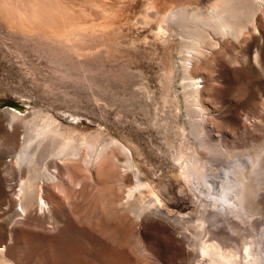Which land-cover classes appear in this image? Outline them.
<instances>
[{
	"label": "rangeland",
	"instance_id": "obj_1",
	"mask_svg": "<svg viewBox=\"0 0 264 264\" xmlns=\"http://www.w3.org/2000/svg\"><path fill=\"white\" fill-rule=\"evenodd\" d=\"M5 1L24 18L2 16ZM5 1L0 0V134L5 130L12 133V113L18 114L20 128L16 139L0 146L3 150L7 145L5 154L0 148V216H5L4 208L12 206L8 200L14 195L7 184L18 180L14 161L21 142L34 123L45 118L54 119L63 132L95 134L100 142H117L122 146L118 150L122 162L119 160V174L109 177V186L97 188L96 183L85 180L68 207L70 216L48 223L45 229L34 228L38 230L34 237L26 234V224L10 236L5 218L0 217V256L10 260L9 254L17 252L18 264H60L56 257L60 252L68 257L64 264H111V255L121 257L123 264H196L203 241L211 237L215 211L225 221L221 228L240 237V244L245 238L240 228L248 222L258 231L252 225L259 219H254L250 202L241 203L238 195L221 188L216 198L208 197L181 164V157L191 156V149L200 159L215 160L221 166L240 155H251L255 163L264 152V9L258 2L227 0L229 8L235 3L232 9L239 8L243 15L257 8L245 28L248 31L235 39L216 32V25L215 31L201 27L204 32L196 48L206 53L191 68L184 35L175 23H164V18L181 7L206 14L213 2L224 6L226 0ZM242 1L248 4L244 9ZM33 11L38 12V19L29 18ZM194 87H200L204 112L192 102ZM44 141L37 164L50 143L49 138ZM36 145L34 142L32 147ZM11 166L12 172L8 171ZM129 179L140 184L135 198L131 197L132 206L145 209L143 216L152 210L176 230L165 246L157 239L156 224L148 220L146 233L155 242L154 252L147 249L140 233L143 217L133 220L117 201L124 195L123 204L132 200L122 188ZM148 203L147 210L143 207ZM15 208L21 209L18 204ZM202 212L207 224L198 226ZM227 220L232 221L236 234L227 228ZM128 223L134 224L131 229ZM95 229L114 242L115 248L107 254L94 239ZM232 243L240 245L235 240Z\"/></svg>",
	"mask_w": 264,
	"mask_h": 264
},
{
	"label": "bare ground",
	"instance_id": "obj_2",
	"mask_svg": "<svg viewBox=\"0 0 264 264\" xmlns=\"http://www.w3.org/2000/svg\"><path fill=\"white\" fill-rule=\"evenodd\" d=\"M252 1H255L256 3L258 2L259 6H262L264 9V0H252ZM227 2L228 1L226 0L225 3ZM246 2H248V0H246ZM246 2L245 3H243V1L241 2L243 3L241 4V7L243 5L242 9H244V4H247ZM4 3L5 5L3 6L4 8H2L3 9L1 14L2 16L6 18L8 17L10 19H19V20L24 18L21 15V11L18 8L16 9V7H11V5L6 1ZM233 4L235 5V3ZM233 4L231 6L234 7ZM227 5L228 3L222 6L219 2L215 1L208 8V13L206 14L200 12L199 9L195 12H190L188 9L181 7V9H177L171 12L170 16L164 18L165 21L164 23L166 24L170 22L175 23L177 29L180 31L181 34L184 35L183 37H185L186 39L185 42L187 43L186 47H188V49L185 50V53L187 52L186 58L190 62V63L187 62L189 63L188 67L189 65H191V68H193L194 60L198 62L200 60V57L198 56L200 54L202 55L206 53V51H202L204 53H200L201 51L200 48H198L199 46L196 48L200 36L202 38L201 27H203L202 29L205 28L207 30L208 29L214 30L215 27L214 25H216L217 26L216 32L222 33L223 36L231 35L235 37V39H237L236 37L238 38L242 37L243 32H245L248 29L247 25L250 18L253 15H256L257 12L256 7H255L256 9L254 8L256 12H254V10L249 11L251 10V8L249 9L248 6L247 9L249 10H246L245 14L243 15L240 13V11L239 12L237 11L239 8L236 10V9H232L233 7L231 6H230L231 8H229ZM252 12H254V14ZM29 18L38 19L39 18L38 12L37 11L31 12V14H29ZM253 25H254V21H253ZM160 28L164 29L163 24H161ZM255 29L257 30L258 28ZM243 37H245V35ZM203 44L204 43H202L201 45L200 43L201 48L203 47ZM207 44L211 45L209 43ZM205 46L206 45H204V47ZM203 49L205 48H202V50ZM258 55L259 54H257V56ZM203 56L205 55H202V57ZM188 70L190 71L189 68ZM194 83H196V81ZM195 87L193 90L191 89L190 97L192 96L191 98L194 100L192 102H194L195 107L199 109L201 112H204V108L201 106L202 95L199 90L200 87L199 88L198 87L195 88ZM10 117L11 118L9 120L13 130L11 131L12 133H10L8 130H5L6 132L4 131V133L0 134L1 147H2L1 144H4L3 143L4 141L9 140L11 138L16 139V134L19 132L20 124L16 122L18 114L12 113ZM31 130L32 131L31 132L29 131L30 133L28 134V136L23 140V142H21L20 154L18 155L17 160L14 161V164L16 162V166H18V168L15 167L16 171L18 170V180L15 183L11 182L12 184L9 183L7 184L10 187L12 194L14 195V197L12 198L9 197L11 199L8 200L9 204L10 205L12 204L13 207L11 206V208H7L6 210L5 208L3 209L5 213L3 212L2 213L5 216L2 217L5 218V221H3V218L0 216L2 218V221L5 222V227L8 229L9 232H11L10 236H13L14 234L12 233L17 232L19 230V226H21L22 224H23L22 226H25L26 224L27 227L29 225L26 234L31 237L35 235L38 231V230L36 231L34 228L38 227L45 229V227L48 226V223L52 224L57 222L58 219H62L63 217L65 218L69 217L70 211L68 207L70 206L73 197H75L74 193L76 195V193L80 192L82 187L85 186L83 182L85 180H90L97 184V186L95 185L97 188L101 186L100 184L104 186L105 185L109 186L107 184L109 177L111 175L119 174L118 167L119 166L121 167V164L119 163L120 161L122 162V159L121 160L119 159L120 156L118 153L119 152L118 150L122 146H119L117 142L115 141L105 142V143L100 142V137H98L99 135H95V134L94 135L93 134L88 135L85 133L75 134L73 131L63 132L59 129V127L56 126L55 120L52 118H45L43 119L42 123H38V122L34 123ZM46 138H49L50 140L48 146L46 145V150H47V152L45 153L46 156L44 157V159L41 157L40 158L41 163L37 164L38 149L41 148L39 146L43 145V143L45 142L44 140H46ZM34 142H36L37 147H32ZM5 145H3V150H5L4 149ZM3 150L1 148V152ZM191 151H192L191 156H189L188 158L181 157L182 159L181 164L182 167L189 169L190 175L194 177L193 178L194 183L197 184L199 188H201L202 192L204 191L203 193H206L208 197L214 199L217 197V195H220V191H221L220 188L225 192L229 190V193L232 194L234 193L235 196L238 195L237 198L239 202L241 203L246 201L250 202L255 212L254 219L255 218L259 219L258 223H252V225L254 224L256 226L258 231L254 230L251 224H249V222L248 224H246L247 227L240 228L242 232V237L245 236V238L242 239V243L240 244L239 242L240 237L236 235L231 236L229 235L228 232H225L223 230L224 228H221L223 226L222 225L220 226V224L225 221L223 219H219L220 218L219 216L221 214H219L220 212L216 213L215 211L214 212L215 217L213 222L211 223V226L216 229H213L211 227L212 228L211 237L207 241H203L201 247V256L200 259L196 262V264H264V221H263L264 216L262 217V215H264V152L258 154L255 163H254L255 159L251 155H240L235 159H232L231 161L225 162L224 165L221 166L220 162H217L215 160L205 161L199 158V156L196 154V151L192 149ZM184 161H186V163H183ZM14 164H12V166ZM127 165H128L127 163L126 165L124 164V167H126ZM12 166L11 168L8 169V171L11 169L12 172L14 168V166L13 168ZM51 167H54V171L51 169ZM50 169L53 172L49 171ZM241 171H243V173L245 174L244 176L241 173ZM15 173L16 172H14V174ZM14 174L12 173V175ZM242 176L245 177L246 181L242 179ZM5 178L7 179V177ZM5 178H4V183L7 182ZM130 179H129V184L127 183L126 185V188L124 189L125 185L122 187L123 190L126 189L128 190V195L126 194L128 199H130L133 196L134 192L137 189H140L139 188L140 184H133L132 183L133 181L130 182ZM78 185H80L79 189H77ZM107 188L109 189V187ZM124 196H122V198H124ZM122 198L118 199L117 197L118 199L117 201L119 205H122L121 207H123V210L127 214H129L133 220L135 218L139 221L140 219H138V217L140 216L143 217L141 220L143 228L141 229L140 233L144 238V243L147 249L152 250L153 245L155 244V242L152 244V240H150V237L146 233L147 231L146 222L148 220H151L156 224L154 227L156 231V236L158 237L157 239H160L161 243L162 242L164 244L169 243L170 239H172L176 233V230L173 227V223L153 215L152 210L145 212L144 216H143L144 213L141 215L142 213L141 211L143 210V209L141 210L142 202H140V207H141L140 209L134 208V206H132L134 203L131 204V202H134L133 199L135 198V196L134 198L132 197L133 199L131 198L133 201L132 200L130 202L129 200L128 202L124 201V204L127 203V205L125 206H123L124 204L122 202ZM233 200H235V198H233ZM234 203L237 204V201H235ZM17 204L18 206L21 207L20 210L18 208H15ZM150 206L151 204L148 203V205H145L143 208H146L148 210L150 209ZM242 207H245V204H242ZM124 211L121 212L120 210L119 213L121 212L125 215ZM204 212H202V215L199 218L200 223L197 224L198 226L203 225L205 223L207 224L204 218V214H205ZM17 215H20L22 217L16 219ZM259 215H261L260 217L262 218H259L258 217ZM127 217L126 220H131L128 219ZM126 220L125 221L122 220V221L125 223ZM228 221L229 220H227V222ZM231 222H232L231 220L230 222H228L227 228L229 229V231L235 233V226L233 224L231 225ZM131 224L128 223V226ZM229 224L231 226H229ZM133 225H131L130 229L132 228ZM261 226H263V228L261 229V231H259V228ZM197 234L198 233H196L195 235ZM93 236L95 241L98 243V245H100L101 249L102 250L104 249L106 251V254L108 251H111L113 250V248H115L114 242L110 240V238L108 239V237H106L102 231L95 229L93 231ZM197 236H201V235H197ZM27 238L28 237H26V239ZM233 240L237 241V243L240 245L238 246L232 243ZM167 244H165V246ZM2 251L0 252L1 253L0 255H3ZM227 251L232 253L233 255L232 254L227 255ZM113 252L114 251H112V253ZM4 253L6 254L5 250ZM63 253L60 252L58 256L54 253L57 257L58 263L60 264H64V262L68 259L66 253L65 254ZM9 256H10V260L6 258V256H0V259L2 257L0 263L18 264L19 254L17 252H13V253L11 252ZM111 256H110L111 264H123V262L121 263V257L119 255L118 256L120 257V259L116 256L113 255ZM105 257L107 256L105 255ZM106 259H109V257Z\"/></svg>",
	"mask_w": 264,
	"mask_h": 264
}]
</instances>
